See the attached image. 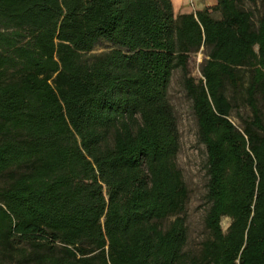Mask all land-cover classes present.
I'll return each instance as SVG.
<instances>
[{
    "label": "trees",
    "instance_id": "16d2710c",
    "mask_svg": "<svg viewBox=\"0 0 264 264\" xmlns=\"http://www.w3.org/2000/svg\"><path fill=\"white\" fill-rule=\"evenodd\" d=\"M214 1L0 0V264H264V0ZM176 71L206 149L195 251Z\"/></svg>",
    "mask_w": 264,
    "mask_h": 264
},
{
    "label": "rangeland",
    "instance_id": "374dc122",
    "mask_svg": "<svg viewBox=\"0 0 264 264\" xmlns=\"http://www.w3.org/2000/svg\"><path fill=\"white\" fill-rule=\"evenodd\" d=\"M245 1L248 7L255 10L257 18L260 14L259 6L254 5L251 0ZM172 2L176 14L196 12L198 9H203L206 6L212 7L215 4L214 0H172ZM106 47V44H100L95 51H102ZM206 53V49H202L191 57L190 73L197 79L202 77L201 67L206 58ZM169 99L177 115L181 138L178 164L190 189V202L186 211L189 232L188 248L195 251L206 236L204 227V216L207 208L205 200L207 183L206 149L198 140V128L192 110V102L184 90L180 71L174 72L172 77L169 86ZM241 111H245L243 107ZM232 119L236 124L240 123L235 114H233ZM229 223V218H223L222 225L225 230Z\"/></svg>",
    "mask_w": 264,
    "mask_h": 264
}]
</instances>
